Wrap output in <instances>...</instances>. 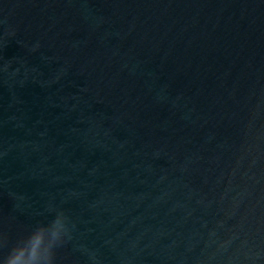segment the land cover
Instances as JSON below:
<instances>
[{
	"label": "water",
	"instance_id": "obj_1",
	"mask_svg": "<svg viewBox=\"0 0 264 264\" xmlns=\"http://www.w3.org/2000/svg\"><path fill=\"white\" fill-rule=\"evenodd\" d=\"M49 209L54 264H264V0H0L5 255Z\"/></svg>",
	"mask_w": 264,
	"mask_h": 264
},
{
	"label": "clouds",
	"instance_id": "obj_2",
	"mask_svg": "<svg viewBox=\"0 0 264 264\" xmlns=\"http://www.w3.org/2000/svg\"><path fill=\"white\" fill-rule=\"evenodd\" d=\"M54 217L48 223H40L8 248L0 235V264H54L56 252L71 238L69 217L63 210L49 209Z\"/></svg>",
	"mask_w": 264,
	"mask_h": 264
}]
</instances>
